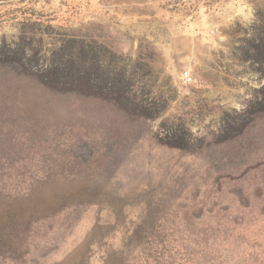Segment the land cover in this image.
I'll list each match as a JSON object with an SVG mask.
<instances>
[{
  "label": "rangeland",
  "instance_id": "374dc122",
  "mask_svg": "<svg viewBox=\"0 0 264 264\" xmlns=\"http://www.w3.org/2000/svg\"><path fill=\"white\" fill-rule=\"evenodd\" d=\"M0 264H264V0H0Z\"/></svg>",
  "mask_w": 264,
  "mask_h": 264
},
{
  "label": "built area",
  "instance_id": "2783aa9c",
  "mask_svg": "<svg viewBox=\"0 0 264 264\" xmlns=\"http://www.w3.org/2000/svg\"><path fill=\"white\" fill-rule=\"evenodd\" d=\"M182 80L184 81V83H189L191 84L192 82V78L190 76V74L188 73V71H185L182 75Z\"/></svg>",
  "mask_w": 264,
  "mask_h": 264
},
{
  "label": "trees",
  "instance_id": "16d2710c",
  "mask_svg": "<svg viewBox=\"0 0 264 264\" xmlns=\"http://www.w3.org/2000/svg\"><path fill=\"white\" fill-rule=\"evenodd\" d=\"M70 70H71V68H70ZM62 76H63L62 71H61V75H60V73L58 71L55 72V78L56 79L62 78Z\"/></svg>",
  "mask_w": 264,
  "mask_h": 264
}]
</instances>
